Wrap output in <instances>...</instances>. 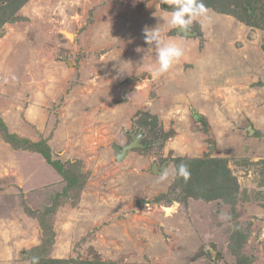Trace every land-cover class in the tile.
<instances>
[{
    "label": "rangeland",
    "instance_id": "1",
    "mask_svg": "<svg viewBox=\"0 0 264 264\" xmlns=\"http://www.w3.org/2000/svg\"><path fill=\"white\" fill-rule=\"evenodd\" d=\"M16 4L0 13V119L47 142L81 186L48 219L47 244L38 219L66 182L0 133V264H264V30L206 8L185 37L164 0ZM145 27L184 48L158 79ZM141 129L150 145L119 162L113 145ZM191 159L217 160L230 179L210 195L209 167L183 183Z\"/></svg>",
    "mask_w": 264,
    "mask_h": 264
},
{
    "label": "trees",
    "instance_id": "2",
    "mask_svg": "<svg viewBox=\"0 0 264 264\" xmlns=\"http://www.w3.org/2000/svg\"><path fill=\"white\" fill-rule=\"evenodd\" d=\"M19 1L20 0H9L7 2H3L2 0H0V13L6 12L12 7L16 6V3ZM203 3L206 8L217 9L221 12L231 14L241 22H245L250 26L264 30V0H203ZM172 33L176 34V31ZM141 130L145 132V137H147L146 130ZM0 133L2 134L4 140L8 142L13 148L25 149L40 154L48 162V164L51 165L61 175V177L66 182L63 190L50 199V204L45 208L44 212L38 219L41 228L50 236V240L47 244L53 243L54 241L52 237L54 233L52 227L48 223V219L50 218V216L55 214L54 212L56 211V209H58L63 199L67 198L74 190L80 188L81 178L78 177L73 169L69 168V166L72 165L71 162H69V164H65L61 160H53V153L51 147L49 146V144H47V142L43 141L34 143L29 140L22 139L18 135L11 133L2 119H0ZM183 161H185L184 164L187 165L188 171L190 173L189 179L187 181H185L184 178L181 177L183 183L197 180L198 178H196V176H201V174L204 173V170L209 167V169L207 170L208 174H205V178H207L199 181V183L204 184L202 188L209 195L211 194V192L213 193L212 187L215 185V183H217L219 179L222 181V184L230 179V177L226 175L229 172L221 173L218 170L220 165L219 162L215 159L203 161L201 160L200 163H196L195 160L192 159L182 160V162ZM236 188L237 186L234 185V191L233 189H229L228 191H224L223 193L219 192V198L232 196L233 193L238 191ZM38 264L55 263L52 260L40 258V260L38 259Z\"/></svg>",
    "mask_w": 264,
    "mask_h": 264
},
{
    "label": "clouds",
    "instance_id": "3",
    "mask_svg": "<svg viewBox=\"0 0 264 264\" xmlns=\"http://www.w3.org/2000/svg\"><path fill=\"white\" fill-rule=\"evenodd\" d=\"M164 3L173 7L172 11H167L170 15L163 17L165 23L170 29L184 33V36L191 31L194 23H202L207 19V9L203 0H164ZM143 34L145 43L150 46L146 54L152 53L156 61L155 65H148L147 70L153 79H158L168 73L183 57L184 48L174 38L161 33L159 27H145ZM178 175L185 181L189 179L190 173L186 164L179 165ZM221 217L224 218L223 214ZM33 264H36L35 257Z\"/></svg>",
    "mask_w": 264,
    "mask_h": 264
},
{
    "label": "water",
    "instance_id": "4",
    "mask_svg": "<svg viewBox=\"0 0 264 264\" xmlns=\"http://www.w3.org/2000/svg\"><path fill=\"white\" fill-rule=\"evenodd\" d=\"M163 7L166 8V9H168V10H172L173 9L172 6H168L167 4H164ZM178 33L184 35V33L180 32L179 30H178ZM64 34L68 38H70V40L73 39V38L70 37V34H67V32H64ZM197 36H199V34L197 32H189L187 34V36H185V37H197ZM65 61L68 62L70 65H72V63L69 62V59L68 58ZM198 117L199 116H196L197 119H198ZM126 133L130 137L129 144H127L126 146H123V147H119L116 144L113 145V150L115 152L116 159L119 162H122L124 159H126L129 156V154H130L131 151L136 150V149L137 150H141V149H144L145 147L149 146V144H143L142 143L143 138H145V136H146V134H145V132L143 130H141L139 132H137L136 130H131V131H127ZM167 165L168 164H166L160 170V164H159V162L156 159H154L153 160V163H152V171H153L154 174H157V175L165 174Z\"/></svg>",
    "mask_w": 264,
    "mask_h": 264
},
{
    "label": "bare ground",
    "instance_id": "5",
    "mask_svg": "<svg viewBox=\"0 0 264 264\" xmlns=\"http://www.w3.org/2000/svg\"><path fill=\"white\" fill-rule=\"evenodd\" d=\"M72 38V37H71Z\"/></svg>",
    "mask_w": 264,
    "mask_h": 264
}]
</instances>
